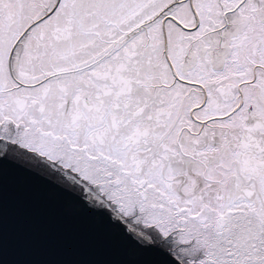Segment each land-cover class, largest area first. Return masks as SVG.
I'll list each match as a JSON object with an SVG mask.
<instances>
[{
	"label": "snow or ice",
	"instance_id": "snow-or-ice-1",
	"mask_svg": "<svg viewBox=\"0 0 264 264\" xmlns=\"http://www.w3.org/2000/svg\"><path fill=\"white\" fill-rule=\"evenodd\" d=\"M6 173L120 264H264V0H0Z\"/></svg>",
	"mask_w": 264,
	"mask_h": 264
},
{
	"label": "water",
	"instance_id": "water-1",
	"mask_svg": "<svg viewBox=\"0 0 264 264\" xmlns=\"http://www.w3.org/2000/svg\"><path fill=\"white\" fill-rule=\"evenodd\" d=\"M0 264H120L123 257L102 243L90 221L67 212L39 185L6 173Z\"/></svg>",
	"mask_w": 264,
	"mask_h": 264
}]
</instances>
